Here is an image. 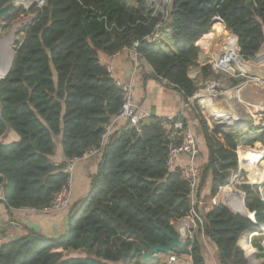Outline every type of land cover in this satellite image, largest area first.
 <instances>
[{
    "label": "trees",
    "instance_id": "1",
    "mask_svg": "<svg viewBox=\"0 0 264 264\" xmlns=\"http://www.w3.org/2000/svg\"><path fill=\"white\" fill-rule=\"evenodd\" d=\"M14 1L3 0L1 7ZM216 19L237 37L245 62L264 55V0H171L166 19L149 0H48L43 8L16 7L8 13L2 19L5 29L27 23L11 68L0 81V196L5 199L0 203L8 210L51 206L69 184L68 162L100 148L106 127L124 102L100 55L134 50L154 79L167 81L188 102L198 90L188 74L202 51L197 42L212 31ZM160 23V38H155ZM201 73L205 78L221 76L210 66ZM193 113L208 152L199 191L210 182L213 199L202 216L204 236L219 264H250L239 241L246 232L263 234L261 186L236 188L248 215L232 211L217 197L231 170L256 161L243 155L241 146L261 144L264 133L218 132L198 102ZM163 122L152 116L140 129L115 127L91 177L90 194L71 209L68 231L50 238L30 230L17 240L0 241V264H134L125 255L135 246H168L163 229L179 235L175 224L191 215V189L180 168L167 164L170 141ZM9 129L18 140L5 142ZM59 138L64 161L54 164ZM243 152L254 155L257 150ZM201 231L169 256L181 263L191 257L192 264H207ZM256 247L264 257L262 246ZM75 253L83 256H71Z\"/></svg>",
    "mask_w": 264,
    "mask_h": 264
},
{
    "label": "crops",
    "instance_id": "2",
    "mask_svg": "<svg viewBox=\"0 0 264 264\" xmlns=\"http://www.w3.org/2000/svg\"><path fill=\"white\" fill-rule=\"evenodd\" d=\"M217 23V22H216ZM221 23V22H219ZM223 31H219L215 26L211 27L212 31L205 34L199 41V45L203 48L199 60L197 69L200 73V62L204 57V52L219 51L224 44V38L222 33L225 31L223 23ZM215 25V24H214ZM227 30V29H226ZM158 38L160 36L158 35ZM163 39V37H162ZM2 41H0L1 43ZM4 45H2L3 47ZM6 71L0 77H3L9 69L12 61V53L7 50ZM101 61L108 66L109 72L115 81H120L124 84H131L133 99L136 103L140 104L145 110L150 112L152 116L159 118H167L174 115H182L185 122L193 129L200 147V155L197 159V165L201 167L204 166L207 161V148L202 138V132L199 123L193 113V108L187 105L183 96L167 86L163 85L162 82L154 79L152 77V69L146 65L134 50L125 49L119 54L113 57H108L106 55H100ZM247 71L252 76H257L264 79V55L262 54L259 59L255 62H246ZM1 66V67H2ZM0 67V68H1ZM191 69L189 70V77ZM228 82V86H233L234 81L240 80L223 78ZM1 80V78H0ZM238 86V85H237ZM238 96L245 102V104H240L241 109L245 110L246 104H251L253 107H247L251 112L257 110V106L264 103V88H258L249 85H242L240 89L237 90ZM257 105V106H256ZM244 120L246 121L240 128L234 130L235 133L239 135L248 134L253 136L252 130L248 120H251V115L244 111ZM121 123L117 122L116 127ZM18 140V136L13 132H9V142ZM59 145L58 152L55 151V155L52 158L54 164H60L64 161L63 147L61 139H57V146ZM258 146V147H257ZM243 148L256 149L257 153L254 155H249L243 152ZM60 150V151H59ZM241 153L247 157L254 158L256 161L245 165L244 177L249 180V184L260 185L264 189V150L260 147V143L256 146H241ZM100 162V156H95L91 158L81 159L75 167V170L71 176V191H72V201L71 206L68 210L63 212L46 215L40 211L33 209H9L5 203H0V230H1V242L6 243L8 241L17 240L24 235H27L30 230H33L39 234H42L50 238H58L63 236L69 229V214L73 206L82 198L86 197L90 192L91 177L97 173L98 165ZM188 162L186 157H182L179 160L178 167L185 165ZM210 182H208L201 191H199L201 206L199 208L200 215L203 216L212 206V197L210 196ZM217 201L228 206L232 211L236 213H241L248 215L244 209L243 195L237 190L225 187L219 196ZM182 222H177L175 224L178 234L180 233V228ZM195 235L198 232L195 231ZM255 233L246 232L245 235L250 236L252 239ZM180 235V234H179ZM199 237V236H198ZM203 239L199 237V241ZM205 239V237H204ZM207 241V240H206ZM244 241V240H242ZM249 244L243 247L244 251L247 250L250 254L253 253L251 244L252 241H245ZM202 243V242H201ZM263 244V243H262ZM250 250V251H248ZM207 264L208 261H207ZM217 264V263H216Z\"/></svg>",
    "mask_w": 264,
    "mask_h": 264
},
{
    "label": "built area",
    "instance_id": "3",
    "mask_svg": "<svg viewBox=\"0 0 264 264\" xmlns=\"http://www.w3.org/2000/svg\"><path fill=\"white\" fill-rule=\"evenodd\" d=\"M48 0H15L14 4L17 8H23L29 10L33 6L38 8H43ZM171 0H149V4L154 6L157 12L163 15V19L167 17V9L170 5ZM27 22V21H26ZM25 22V23H26ZM221 22V21H216ZM222 23V22H221ZM161 23L156 26L157 34L155 38H158V30L161 27ZM214 26V25H213ZM212 26V27H213ZM222 36L224 38V44L219 51L204 52V57L201 59L200 66L203 63H207L206 66H210L215 74H220L224 78L240 80L238 86H228L221 85L219 82H213L210 85H205L203 83L199 84L198 90L195 95L187 102V105L194 108L196 102L202 105L203 110H206L208 117L211 118L215 125H219L224 131L231 132L240 128L245 124V120L242 115L236 114V109L240 104H245L243 100L238 96L237 90L240 89L242 85H249L258 88H264V79L252 76L247 71L246 62L240 55L238 47L237 37L230 31L224 28ZM201 40V39H200ZM199 40V41H200ZM199 41L197 45H199ZM137 46V45H135ZM119 54V53H118ZM117 86L122 90L124 94V102L122 104L121 110L116 118L106 127L105 134L103 135L102 142L99 149H94L84 158H91L95 156H100L102 149L106 145L110 134L115 129L117 122L125 124L130 128L140 129L146 125L152 114L145 110L140 104L136 103L133 99L132 86L131 84H124L120 81H116ZM162 84L168 86V82L163 80ZM216 103H222L225 109V114H220L212 110L211 106ZM253 107L255 105L246 104L245 111L251 115V130L253 134L264 133V103L257 106V110L251 112L247 107ZM221 119V120H220ZM163 127L165 130V135L170 141L169 152L167 164L171 168L178 167L179 160L182 157H186L188 162L185 165H181L179 168L181 170L182 178L188 182L190 185V206L191 215L189 218H193L194 228L186 225L184 232L186 235L179 236L186 242L195 233L194 229L201 228V234L204 236L203 229V218L200 215L199 208L201 206V199L199 195V185H200V173L198 170L197 159L200 155V147L197 137L193 129L185 122L182 115H174L167 118H163ZM260 147L264 150V139L261 141ZM83 158V159H84ZM81 159L74 158L71 159L65 172L70 174L69 184L65 186L61 192L56 196L53 204L40 212L46 215H53L65 210H68L72 201V191H71V176L75 170L76 165ZM245 165H240L237 170H231L228 185L226 187L236 190L238 186L243 184H249V180L245 179L243 176ZM261 195L263 192H261ZM0 202H5V199L0 196ZM189 218L181 221L184 224L190 223ZM0 241H1V230H0ZM253 253H257V250L252 249ZM187 264H192V258L187 257ZM180 259L176 256H169L167 264L178 263ZM183 262V261H182Z\"/></svg>",
    "mask_w": 264,
    "mask_h": 264
},
{
    "label": "rangeland",
    "instance_id": "4",
    "mask_svg": "<svg viewBox=\"0 0 264 264\" xmlns=\"http://www.w3.org/2000/svg\"><path fill=\"white\" fill-rule=\"evenodd\" d=\"M128 1H129V3L134 2V0H128ZM25 22H26V20H23V21H20V22L16 23L15 32L13 33V36L12 37H10V32H11V30H12V28H13L14 25L11 28H9V29H5L2 32V34L0 35V41H2L0 43V67L2 65L6 64L7 54L9 55V53L7 52V50H10L11 53H12V56H13L16 43L22 39V36L23 35L20 32L22 30V28H21L22 25H24V24L27 23V22L26 23ZM2 45H4V46L2 47ZM169 46L172 47L171 41H169ZM206 64L207 63L204 62L202 67H205ZM196 67L197 66L192 67L191 72H190V76L195 81L197 87L201 83H203L205 85H210L213 82H216V83L219 82L223 86L228 85V82L223 79L224 78L223 76H220L218 78L217 77H214V76L205 78L202 75V73H201V68L202 67L200 68V73H197L198 72V69ZM1 75L2 74L0 73V76ZM233 85H234V82H233ZM244 111L245 110L241 109V106L239 105L237 107V109H236V114L237 115H242V114L245 113ZM204 113L208 117L205 109H204ZM208 118L210 120L211 125L214 127L215 126V123L212 122V120H211L210 117H208ZM9 131L10 132H13L14 134H16L11 129H9ZM221 131H223V129H221ZM8 134H9V132L7 133L6 136H8ZM6 136L4 137V139L6 138ZM5 142H9V136H8V139L6 138ZM58 149H59V145L57 146V144H56V150H57L56 152H58ZM202 167H203V165L201 167L198 166L199 172L202 170ZM254 184H256V183H254ZM261 192H263V194L261 195V198L264 201V189L263 188H261ZM188 221H190L189 224H187V221H186L184 224H182V226L180 228V234H182L183 236L186 235V232H184V229H185L186 225H189V226H191V228H194V225L192 223L193 222V218H189ZM262 228H263V234H261V233H255L254 236H256V237H253L252 239H250V236H247V235L244 234L242 236V238L240 239V241H239V245L240 246H241V244L243 246H246L249 243H247L245 241H247V240L250 241L251 240L252 241V244H251L252 245L251 246L252 248H250V249H254V250H257L258 251L257 253H252V254H250L249 252H247V250L245 251L246 257H247V259H248V261H249L250 264H263L264 263V257H260L259 256V254H261V251H259V249L256 247V245H261L262 248H263L262 253H264V227H262ZM194 231H197L198 232V229H194ZM202 237L203 236L201 234L200 238H202ZM242 240H244V241H242ZM202 244H203V248L202 249L204 251V255L206 256V258L208 260V263L209 264H216V263L219 264L218 259H217L216 251H215L214 247L212 246V244L208 243V241H206V238L205 239L204 238L202 239ZM248 251H250V250H248ZM169 255L170 254H160L159 253V254H156L155 256H153L151 258V260H149V261L145 260L144 258L143 259H140V264H167L168 263V260H169ZM71 256L81 257L83 255L78 254V253H75V254H72ZM186 259H188V258L187 257L185 258V261H183L184 263H181V261H179L178 263H175V264H187L188 262H186L187 261Z\"/></svg>",
    "mask_w": 264,
    "mask_h": 264
},
{
    "label": "water",
    "instance_id": "5",
    "mask_svg": "<svg viewBox=\"0 0 264 264\" xmlns=\"http://www.w3.org/2000/svg\"><path fill=\"white\" fill-rule=\"evenodd\" d=\"M3 0H0V35L2 34V32L5 30V25L2 23V19L8 14L10 13L12 10H14L16 8V5L14 3L6 6V7H1V2ZM216 21H221L220 19H216L213 21L211 27L216 23ZM222 22V21H221ZM223 23V22H222ZM15 26L16 24H14L11 32H10V36H13V33L15 32ZM208 34V33H207ZM14 58V54L12 56V61ZM12 61L11 64L9 66L8 71L6 72V74L3 76V78L1 80H3L5 78V76L7 75V73L9 72L11 65H12ZM212 110H214L215 112H218L220 114H225V109L223 108V104L222 103H216L213 106H211ZM216 131L218 132H225L228 133L226 131H221V127L219 125H215L213 127ZM90 194V192H89ZM251 219L253 221H255L254 217L251 216ZM262 227H264V224H261ZM163 232L169 237L170 239V244L168 246H162V245H155V246H151L149 247L148 250H144L141 249L139 246H135L132 250V252L128 253L125 255L126 258H131L134 259L135 262L134 264H140V259H145L147 261L151 260V258L153 256H155L156 254H172V252L175 249H181L183 247H185L186 245V241L184 239H182L179 235H172L169 231H167L166 229H163ZM140 253V257L136 259L137 254Z\"/></svg>",
    "mask_w": 264,
    "mask_h": 264
},
{
    "label": "bare ground",
    "instance_id": "6",
    "mask_svg": "<svg viewBox=\"0 0 264 264\" xmlns=\"http://www.w3.org/2000/svg\"><path fill=\"white\" fill-rule=\"evenodd\" d=\"M215 28L216 29H218L219 31H223V26H222V24L221 23H215ZM10 37H12V35L10 36ZM4 71H6V66H2L1 68H0V73L1 74H3V73H5ZM3 77H1V79H2ZM221 120V119H220Z\"/></svg>",
    "mask_w": 264,
    "mask_h": 264
}]
</instances>
